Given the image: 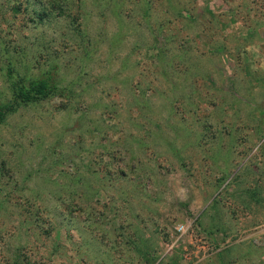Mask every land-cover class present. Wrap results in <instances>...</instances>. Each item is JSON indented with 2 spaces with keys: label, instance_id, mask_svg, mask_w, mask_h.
<instances>
[{
  "label": "rangeland",
  "instance_id": "obj_1",
  "mask_svg": "<svg viewBox=\"0 0 264 264\" xmlns=\"http://www.w3.org/2000/svg\"><path fill=\"white\" fill-rule=\"evenodd\" d=\"M12 102L0 264H264V0H0Z\"/></svg>",
  "mask_w": 264,
  "mask_h": 264
},
{
  "label": "trees",
  "instance_id": "obj_2",
  "mask_svg": "<svg viewBox=\"0 0 264 264\" xmlns=\"http://www.w3.org/2000/svg\"><path fill=\"white\" fill-rule=\"evenodd\" d=\"M8 65L11 67L12 62L10 61V58L7 59ZM57 66L55 67V69ZM54 68L44 71L39 77H36L32 81L28 82V77L24 76L20 79V85H15L14 87L19 88L17 91V95L14 96V103L20 104L21 102L28 103L35 101L40 98H45L50 96L52 93H54L59 88V82L60 80H56L53 71ZM10 73H12L10 71ZM14 91L16 89L14 88ZM12 99V100H13ZM8 103L7 105H0V123L3 122L7 116V113H11L14 110L15 104L14 103ZM3 104V103H2ZM6 109V111H4Z\"/></svg>",
  "mask_w": 264,
  "mask_h": 264
}]
</instances>
